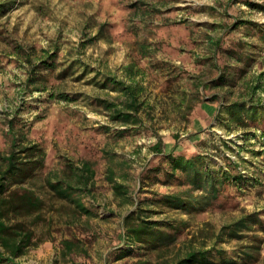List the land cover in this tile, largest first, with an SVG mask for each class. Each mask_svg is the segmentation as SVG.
<instances>
[{
    "label": "rangeland",
    "instance_id": "rangeland-1",
    "mask_svg": "<svg viewBox=\"0 0 264 264\" xmlns=\"http://www.w3.org/2000/svg\"><path fill=\"white\" fill-rule=\"evenodd\" d=\"M248 1L257 5L246 0H0L6 3L0 12V152L10 149L17 135L46 153L34 177L8 185L36 190L46 202L44 220L34 227L42 241L18 257L21 264L158 261L156 252L118 261L110 252L122 244L124 216L137 207L138 198L181 188L177 181L164 184L147 177L148 168L161 162L153 148L160 140L165 151L177 145L179 151L206 152L220 162L227 155L241 162L248 177L239 185L227 184L211 207L194 214L179 243L205 222L219 230L253 211L264 220V116L249 126L228 121L226 115L217 118L222 104L264 103V0ZM101 25L104 36L97 37ZM51 55L60 67L39 69L48 87L30 84L34 64ZM75 59L81 61L76 73L60 78L62 63ZM130 64L140 72L134 82L144 86L143 123L121 133L127 126L113 120L98 98L120 102L123 94L99 82L106 75L131 82L126 74ZM226 68V83H212ZM60 91L69 99L59 97ZM85 161L95 175L83 202L94 208V215L73 213L68 202L45 186L50 172ZM111 169L127 194H116ZM143 206L160 208L147 202ZM167 214L188 218L178 212L154 218ZM255 233L263 238L259 259L241 264H264V230ZM66 239L76 241L71 251L63 245ZM237 244L222 246L233 250ZM176 252H168L167 258L174 259Z\"/></svg>",
    "mask_w": 264,
    "mask_h": 264
},
{
    "label": "trees",
    "instance_id": "trees-1",
    "mask_svg": "<svg viewBox=\"0 0 264 264\" xmlns=\"http://www.w3.org/2000/svg\"><path fill=\"white\" fill-rule=\"evenodd\" d=\"M246 1L253 6L257 5L255 2ZM5 8L6 3H0V12ZM97 35V37L104 36V25H101ZM261 36L264 43V30ZM216 45L223 48L220 42ZM256 49H259V45L254 50ZM228 50L225 51L241 58L237 52ZM250 53L252 52H249V56ZM54 56L43 58L39 65L34 64V72L29 75L30 84L40 83L42 89L48 87L47 78L39 72V69H58L60 66L52 58ZM78 63H81L78 59L68 64L62 63L63 68L58 74L59 77L66 78L76 73L74 67ZM83 66V70L88 71L86 65ZM229 72L228 68L222 69L220 76L212 80V83L225 84ZM126 74L131 82L111 75H106L104 80L99 82L102 87L112 85L123 94L120 102L98 98L99 103L109 111L113 120L127 126L120 131L121 133L137 128L133 126H142L141 111L145 104L141 100L144 86L134 82L140 74L139 70L130 64L126 66ZM96 75L102 74L97 71ZM58 95L66 99L70 97L66 91H60ZM223 115L228 116V121L249 126L250 123L262 120L264 103L235 101L222 104L217 118L220 119ZM13 129H15L14 123L11 124V130ZM225 142L228 144L227 141ZM153 148L158 155H161V162L148 168L147 177L164 184L177 181L181 188L169 192L155 191L153 196L143 200L138 198L137 207L124 216L122 244L110 252L111 259L118 261L126 256H142L144 255L142 251H145V254L158 253L159 258L156 262L144 259L140 261L141 264H241L257 261L261 254L263 238L255 231L264 230V220L259 211L243 213L233 222L221 226L219 230L212 229L210 223L205 222L204 226L179 243L180 235L191 228L194 214L211 207L227 184L239 185L247 180L246 170L243 169L241 162L227 155L223 156L227 161L220 162L206 152L187 154L179 151L177 145L170 151H165L162 140ZM45 156L43 148L38 145H26L24 137L17 135L11 148L6 152H0V264H21L18 257L23 255L28 247L42 241L34 227L44 220L42 211L46 204L45 200L36 190L23 187L9 189L8 185H21L34 177L44 166ZM238 157L244 160L241 154H238ZM110 172L116 194H127L126 186L116 181L114 170L111 169ZM51 173L56 176L52 177ZM94 175L91 162L85 161L82 166L70 162L61 173L50 172L46 177L45 186L52 196L68 202L69 209L73 213L94 215V208L86 206L83 202V195L92 191ZM146 202L150 205H158L159 210L143 206ZM165 212L186 214L188 218L168 214L163 218H154L156 213ZM29 217L32 218L28 221L26 218ZM13 218H16L14 222ZM233 241L238 243L233 250L222 246ZM75 244L76 241L71 239L63 242L68 251H71ZM174 249L177 252L173 256L176 257L170 260L166 255Z\"/></svg>",
    "mask_w": 264,
    "mask_h": 264
}]
</instances>
